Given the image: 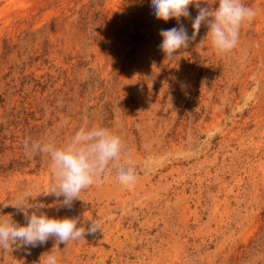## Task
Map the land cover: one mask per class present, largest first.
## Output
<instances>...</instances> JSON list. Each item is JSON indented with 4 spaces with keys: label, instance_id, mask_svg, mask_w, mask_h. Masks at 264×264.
Wrapping results in <instances>:
<instances>
[{
    "label": "rangeland",
    "instance_id": "1",
    "mask_svg": "<svg viewBox=\"0 0 264 264\" xmlns=\"http://www.w3.org/2000/svg\"><path fill=\"white\" fill-rule=\"evenodd\" d=\"M243 2L257 14L232 51L201 43L202 24L169 60L159 32L177 22L148 0H0V219L41 204L96 222L53 249L58 264H264V0ZM85 124L119 137L136 181L110 169L64 207L24 142L60 145ZM55 244L0 249V264H39Z\"/></svg>",
    "mask_w": 264,
    "mask_h": 264
},
{
    "label": "clouds",
    "instance_id": "2",
    "mask_svg": "<svg viewBox=\"0 0 264 264\" xmlns=\"http://www.w3.org/2000/svg\"><path fill=\"white\" fill-rule=\"evenodd\" d=\"M148 3L150 16L164 22L170 19L177 22V26L159 32V48L169 60L189 47L202 24L206 25L207 34L201 43L209 41L220 54L232 51L238 44L242 25L257 14L243 0H148ZM213 4L217 6L213 8ZM190 5L198 10L195 17H190ZM182 17L191 18V36L180 22ZM24 147L26 151L47 155L53 177L50 194L56 198L63 197L60 203L64 207L70 208L74 200L80 199L82 190L93 183H100L110 169H117L113 180L122 187L131 188L136 181L131 167L118 165L122 152L119 137L102 126L82 125L60 145L52 141L41 143L25 139ZM42 207L41 204L18 207L24 213V224L0 219V249L37 247L54 237L56 244L51 251L41 255L39 264H58L54 248L61 243L67 246L69 241L85 239L86 234L98 230L94 221L85 227L78 218L52 217L40 211ZM29 208L34 210L29 213Z\"/></svg>",
    "mask_w": 264,
    "mask_h": 264
}]
</instances>
